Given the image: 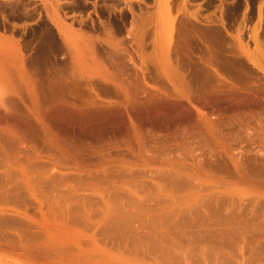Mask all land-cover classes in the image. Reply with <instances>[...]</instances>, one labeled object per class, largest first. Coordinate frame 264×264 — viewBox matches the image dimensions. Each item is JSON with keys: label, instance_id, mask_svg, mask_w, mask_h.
Instances as JSON below:
<instances>
[{"label": "rangeland", "instance_id": "rangeland-1", "mask_svg": "<svg viewBox=\"0 0 264 264\" xmlns=\"http://www.w3.org/2000/svg\"><path fill=\"white\" fill-rule=\"evenodd\" d=\"M0 190V264H264V0H0Z\"/></svg>", "mask_w": 264, "mask_h": 264}, {"label": "bare ground", "instance_id": "bare-ground-1", "mask_svg": "<svg viewBox=\"0 0 264 264\" xmlns=\"http://www.w3.org/2000/svg\"><path fill=\"white\" fill-rule=\"evenodd\" d=\"M3 41H4V40H3ZM6 43H7V44H10L8 41H7ZM16 45H17V43H16ZM14 54L17 55V57H19V60H20L19 63H20V65H21L22 67H24V58H23L24 56L22 55V51L20 50V48L18 47V45H17L16 48L14 49ZM166 56H167V55H166ZM168 57H169V56H168ZM140 59H141V60H140L141 62L144 61V58H140ZM170 61H171V60H170ZM170 61H169L168 58L166 57V63H164V64H165V65H168L167 67H169L170 70H173L176 66L174 65L175 67H173V65H172L173 62L170 64V63H169ZM164 62H165V61H164ZM169 64H170V65H169ZM171 66H172L173 68H172ZM170 67H171L172 69H171ZM176 68H177V67H176ZM176 71H177V70H175V69L173 70V72H176ZM165 74H166V72H165ZM176 74H177V73H175V75H176ZM179 74H180V73H179ZM177 75H178V74H177ZM165 77H166V75H165ZM168 77H169V76L167 75L166 78L168 79ZM33 102H34V101H33ZM35 102H36V101H35ZM35 102H34V103H35ZM36 154H37L36 152H33V153H32V156H33V155L36 156ZM27 155H28V154H27ZM30 162H31V161H30ZM33 163H34V162H33ZM17 165H18V164H17ZM20 166H21V165H20ZM32 166H33V165H32ZM32 166H31V167H32ZM31 167H30V168H31ZM21 168H23V166H22ZM24 168H27V167H24ZM16 169H17V168H16ZM37 169H38V168H37ZM37 169H36V170H37ZM11 172H12V171H11ZM26 172H27V171H26ZM32 172H33V171H32ZM12 174H13V176H14L19 182H21V183H20V186H24V189L26 188V190L30 188V183H29V181H28V178L26 177L27 174L25 175L24 172H22L21 170H16V171L13 172ZM9 175H10V174H9ZM13 176H11V177H13ZM30 177H31V176H30ZM9 181H10V179H9ZM20 186H19V187H20ZM33 188H34V187H33ZM56 188H57V187H56ZM106 188H107V187H106ZM7 190H8V189H7ZM76 190H77V189H76ZM0 191H1V190H0ZM47 191H48V190H47ZM37 192H38V191H37ZM111 193H112V192H111ZM40 196H41V195H40ZM55 197H56V196H55ZM61 197H62V196H61ZM56 198H57V197H56ZM54 200H55V199H54ZM75 200H76V199H75ZM60 201H61V200H60ZM51 202H52V201H51ZM136 203H137V202H136ZM132 258H133V257H132ZM152 259H153V258H152Z\"/></svg>", "mask_w": 264, "mask_h": 264}]
</instances>
